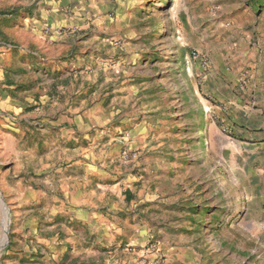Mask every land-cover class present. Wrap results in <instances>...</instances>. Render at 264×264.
Listing matches in <instances>:
<instances>
[{
	"label": "rangeland",
	"instance_id": "obj_1",
	"mask_svg": "<svg viewBox=\"0 0 264 264\" xmlns=\"http://www.w3.org/2000/svg\"><path fill=\"white\" fill-rule=\"evenodd\" d=\"M40 1L0 0V264H87L56 256L45 212L60 131H87L63 139L125 180L115 197L144 210L130 216L152 226L145 246L264 264V184L214 107L264 55V0H51L52 25Z\"/></svg>",
	"mask_w": 264,
	"mask_h": 264
},
{
	"label": "crops",
	"instance_id": "obj_2",
	"mask_svg": "<svg viewBox=\"0 0 264 264\" xmlns=\"http://www.w3.org/2000/svg\"><path fill=\"white\" fill-rule=\"evenodd\" d=\"M73 1L70 3L72 8L84 3L83 0ZM54 5L55 2L48 0L46 3L40 1L39 6L48 14ZM49 16L45 21L47 25H52ZM247 77L242 91L237 92L231 85L226 86L225 93L218 88V105L225 111L214 107L216 117L227 124L228 131L242 132L245 139L242 143L248 144L253 156L250 165L259 169L260 182L264 184V55L257 51L250 58ZM85 133L87 131H60L57 136L58 165L52 178L51 205L48 211L45 210L49 212L47 215L53 217L49 230L55 232L51 240L58 244L56 256H63L66 250L77 263L85 259L87 264H158L156 253H149V248L145 246L152 236L149 233L152 226L149 221L130 216L136 217L144 210L131 214L134 203L115 197L116 190L122 189L121 184L126 185L125 180L116 179L113 175L108 177L104 172L101 149L95 155L89 143L66 144L63 139L64 136L74 138ZM9 141L7 138L6 144ZM151 206L146 207L145 211ZM36 240L46 239L40 237ZM170 243L163 238L158 241L160 254L164 256V260H160L162 264H189L191 256L196 258L192 246ZM121 244L123 248L119 249ZM129 245L143 246L138 250L139 255L144 254L143 258H132L130 253H126L125 250L132 249Z\"/></svg>",
	"mask_w": 264,
	"mask_h": 264
},
{
	"label": "built area",
	"instance_id": "obj_3",
	"mask_svg": "<svg viewBox=\"0 0 264 264\" xmlns=\"http://www.w3.org/2000/svg\"><path fill=\"white\" fill-rule=\"evenodd\" d=\"M148 247H149V250H150V251L156 253V257H155V259L158 261L157 263L160 264V263H161V262H160V258L157 256V251H159V249H158V247H157V244H156V243H152V244H150V246H148Z\"/></svg>",
	"mask_w": 264,
	"mask_h": 264
}]
</instances>
